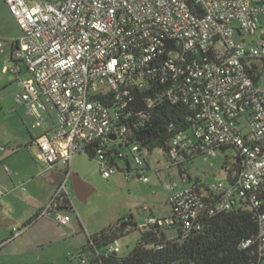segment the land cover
I'll return each mask as SVG.
<instances>
[{
  "label": "built area",
  "instance_id": "2783aa9c",
  "mask_svg": "<svg viewBox=\"0 0 264 264\" xmlns=\"http://www.w3.org/2000/svg\"><path fill=\"white\" fill-rule=\"evenodd\" d=\"M3 1L22 32L0 41V53L11 51L4 71L18 75L24 66L30 75L18 81L15 103L35 110L39 124L50 111L55 115L52 130L33 140L39 161L64 167L43 215L68 224L60 208L66 201L73 207L68 181L76 155L93 150L104 179L118 170L106 154L126 134L116 123L120 112L131 91L159 84L164 88L148 105L165 96L190 112L192 130L177 132L170 143L173 164L182 151L212 156L216 147L230 145L239 168L230 183L167 185L171 216L149 217L144 227L181 223L188 233L204 214L247 202L261 210L264 255V0ZM130 156L142 167L136 146ZM118 251L117 241L108 246V253Z\"/></svg>",
  "mask_w": 264,
  "mask_h": 264
},
{
  "label": "rangeland",
  "instance_id": "374dc122",
  "mask_svg": "<svg viewBox=\"0 0 264 264\" xmlns=\"http://www.w3.org/2000/svg\"><path fill=\"white\" fill-rule=\"evenodd\" d=\"M4 4L0 0V41L19 39L22 32L16 21L7 14ZM7 52L8 49H4V58L0 55V148L3 149L0 151V234L6 230L10 232L13 228V233L17 235L23 231L28 247L24 254L14 256L9 255L10 249L1 251L5 245L1 242L0 264H75L79 254L88 246V235L114 226L125 217H131L139 230L144 228L149 217H170L171 207L167 202L170 192L166 187L174 183L181 187L183 183L178 168L166 161L162 150L141 153L144 160V175L141 178H137L135 170L138 166L131 156V171H126V161L119 160L118 165L124 170H117L109 179H104L98 171L97 161L83 155L76 166L87 174L85 180L94 193L86 203H81L72 193L69 182L73 210H64L62 214L71 219L72 228L58 226L53 239L39 245L38 232L44 227V222H39L43 218L40 214L47 207L54 191L45 181L46 165L37 159L34 146L29 142L30 133L38 136L45 127L34 129L32 125H35L36 119L15 103L16 95L22 90L18 81L26 82L30 75L24 66L18 75L5 72ZM121 151L128 152V149L122 147ZM233 157L232 149L217 151L212 156H199L185 161L183 168L192 180L200 181L203 186L225 183L227 173L224 163L232 162ZM6 168L12 171L11 176L7 174ZM63 171L61 165L54 169L57 175ZM71 172L81 178L78 172L73 169ZM144 177L146 181H143ZM37 215L36 219L31 220ZM46 219L52 221L54 215H47ZM28 221L30 224L27 226L25 223ZM172 232L176 234V231ZM138 238L139 231L132 230L118 239L117 255L120 258L128 256Z\"/></svg>",
  "mask_w": 264,
  "mask_h": 264
},
{
  "label": "trees",
  "instance_id": "16d2710c",
  "mask_svg": "<svg viewBox=\"0 0 264 264\" xmlns=\"http://www.w3.org/2000/svg\"><path fill=\"white\" fill-rule=\"evenodd\" d=\"M163 88L164 86L155 84L150 88L131 91V100L120 112L116 122L117 126L126 129V134L117 137L109 145L106 155L113 164L119 160L126 161V169L131 171L128 163L133 146L140 150V154L143 151L151 153L160 149L168 162L178 168L181 182L191 181L204 187L200 181L190 178L183 165L185 161L206 156L205 152L182 151V160L174 164L168 158L170 143L177 132L191 131L192 128L191 121L187 119L190 115L187 105L181 102L173 103L165 96L154 101L153 105H148L147 100L155 98ZM122 147L128 149V152H122ZM228 149L234 151L233 161L224 163L226 182L230 183L239 168L237 151L227 145L216 147L215 152H224ZM94 154L91 150L87 155L94 159ZM60 210H73V207L66 201ZM260 213V209L255 210L249 203L239 201L227 211L212 216L204 214L199 219V228L193 227L188 233L183 232L181 223L167 227H144L139 230L131 217H125L114 226H108L90 235L87 248L80 253L81 260L84 261L83 264H264V255L261 256L259 252ZM37 217L38 215L31 220ZM26 224L28 226L30 221ZM132 230L139 231V238L128 256L120 258L117 253L107 252L109 245ZM172 231H176V234L171 235ZM245 240H251V244L247 248H242L241 243Z\"/></svg>",
  "mask_w": 264,
  "mask_h": 264
},
{
  "label": "crops",
  "instance_id": "0c3cea01",
  "mask_svg": "<svg viewBox=\"0 0 264 264\" xmlns=\"http://www.w3.org/2000/svg\"><path fill=\"white\" fill-rule=\"evenodd\" d=\"M4 7L6 8V12H7V14L8 15H10L11 16V14L9 13V11H8V8L6 7V5L4 4ZM11 18L13 19V20H15L12 16H11ZM14 40H17V39H14ZM7 41H10V40H7ZM6 49V48H5ZM8 49V52H7V54H8V59L7 60H9V58H10V53H11V51H10V49L9 48H7ZM0 55H2L3 56V58H4V50L2 51V53H0ZM7 63V62H6ZM19 106H21V107H23L24 108V110L26 111V113L27 114H29L30 116H32V117H34L35 119H36V123H35V125H32L33 126V128L34 129H36V128H41V127H45L44 128V130L42 131V133L40 134V135H38V136H35V135H33L32 133H30V135H31V139H30V142H29V144L30 145H33V140L34 139H36V138H38V137H40V136H42V135H45L47 132H49L50 130H52V128L55 126V115H54V113L52 112V111H50L49 112V114H48V118L45 120V122L43 123V124H39L38 123V114H37V112L35 111V110H28L25 106H22V105H19ZM34 146V145H33ZM34 149H35V146H34ZM35 152H36V149H35ZM88 156V155H86V154H78V155H76L75 157H73V159L71 160V163H70V165H69V170H70V173L71 174H73L72 172H71V169H73V171H75V172H78L79 174H80V176H81V178L83 179H81L89 188V190L91 191L90 192V195H92V193H94V190L91 188V186L86 182L87 180H85V179H87L86 177H87V174L84 172V170L83 169H81V168H78L77 166H76V163H77V161L80 159V157L81 156ZM165 158H166V156H165ZM166 161L168 162V160L166 159ZM169 164H170V162H169ZM46 165V164H45ZM117 165H118V163H117ZM128 165H129V163H128ZM146 166V168L148 169V166L147 165H145ZM73 167V168H72ZM56 167H54V168H49L47 165H46V175H45V181H46V183L49 185V186H52L53 187V191H55V189H56V183H57V180H58V177H59V175H57L55 172H54V169H55ZM118 168L119 169H123V168H121L119 165H118ZM127 168V167H126ZM129 169L131 170V167H130V165H129ZM10 170V169H9ZM124 170V169H123ZM98 171H99V166H98ZM119 171V170H118ZM126 171H127V169H126ZM142 172V174H138L137 175V178H141V176H143L144 174V169L142 168V167H138V169H136L135 170V172ZM12 172V171H11ZM99 173H100V171H99ZM8 174V173H7ZM76 174V173H75ZM9 175V174H8ZM11 175H12V173H11ZM11 175H9V176H11ZM100 176H101V174H100ZM112 176V175H111ZM110 176V177H111ZM109 177V178H110ZM108 178V179H109ZM52 180V182H50ZM71 183V180L69 179V181H68V183ZM72 187V186H71ZM167 190V189H166ZM69 191H70V193H71V190L69 189ZM169 192V191H168ZM72 193H73V190H72ZM72 193H71V198H72ZM54 194V193H53ZM171 194V193H170ZM90 195H89V197H90ZM2 196V195H1ZM0 196V197H1ZM53 196V195H52ZM170 196V195H169ZM88 197V198H89ZM88 198H87V200H88ZM169 198V197H168ZM51 200V199H50ZM168 202V201H167ZM169 204V203H168ZM170 206V205H169ZM42 213H43V211H42ZM40 214V217H43V218H45V219H41V220H39V222H44V227L41 229V230H39V232H38V240H39V245H42L43 243H46L47 241H50L51 239H53V237L56 235V233H57V231H58V229L57 228H59L58 226H62V227H66V228H72V225L70 226V223H71V219H69V222H68V224L67 225H60V224H58L56 221H55V219L54 220H48V219H46V216L47 215H43V214ZM48 215H51V214H48ZM161 219V218H160ZM27 223V222H26ZM25 223V224H26ZM14 229V228H13ZM10 230V232H9V230H6V231H3V234L1 235L0 234V243L1 242H3V244H5L3 247H2V249H1V251H4V250H8V249H10L11 250V252H9V255H14V256H20V255H22V254H24V252H25V249L28 247V244L25 242V240H26V237H24V235H25V233L22 231V233H20L19 235H17L16 233L14 234L13 232H14V230ZM26 232V231H25ZM8 234H9V236H8ZM171 235L173 234V235H175L174 233H170ZM90 235H88V237H89ZM21 241H23V243L21 242ZM15 246H16V248H15ZM11 248H13V250H15V251H13ZM12 253V254H11ZM75 261V260H74ZM77 264H82L81 263V255L79 254V256H78V259L75 261ZM75 263V264H76Z\"/></svg>",
  "mask_w": 264,
  "mask_h": 264
},
{
  "label": "water",
  "instance_id": "95a60500",
  "mask_svg": "<svg viewBox=\"0 0 264 264\" xmlns=\"http://www.w3.org/2000/svg\"><path fill=\"white\" fill-rule=\"evenodd\" d=\"M113 138L114 137L112 136L111 139H113ZM70 180H71L72 190H73V193L76 196V198L81 203H86L87 198L89 197L90 192H91L88 189L89 187L75 173L71 174Z\"/></svg>",
  "mask_w": 264,
  "mask_h": 264
},
{
  "label": "flooded vegetation",
  "instance_id": "af4514ba",
  "mask_svg": "<svg viewBox=\"0 0 264 264\" xmlns=\"http://www.w3.org/2000/svg\"><path fill=\"white\" fill-rule=\"evenodd\" d=\"M50 182H52V180Z\"/></svg>",
  "mask_w": 264,
  "mask_h": 264
}]
</instances>
